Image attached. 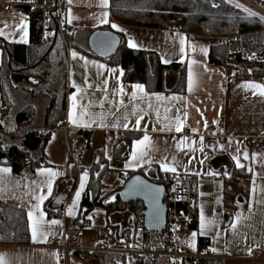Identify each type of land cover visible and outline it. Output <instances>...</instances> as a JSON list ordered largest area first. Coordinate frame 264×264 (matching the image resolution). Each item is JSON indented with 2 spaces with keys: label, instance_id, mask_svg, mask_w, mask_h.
Returning a JSON list of instances; mask_svg holds the SVG:
<instances>
[{
  "label": "crops",
  "instance_id": "0c3cea01",
  "mask_svg": "<svg viewBox=\"0 0 264 264\" xmlns=\"http://www.w3.org/2000/svg\"><path fill=\"white\" fill-rule=\"evenodd\" d=\"M24 1L0 0V30L4 33L0 35V40L6 44L30 45V42L38 41L36 34L31 35L30 16L22 9V6H28L23 4ZM99 4L100 0H72L64 24L65 34L62 36L55 24L56 29L49 31L50 40L46 39V44L51 45L53 49V35L60 34L63 38L65 46H62L61 51L65 48V66L62 74L65 72L66 84V114L64 122L51 131L45 148L48 164L38 168L30 176L15 175L10 166L0 165V168L10 169L9 173H0V196L25 207L27 215L32 205L38 203L32 199L33 194L47 193L44 182L48 179V174L44 170L59 173L53 178L51 195L47 196L40 208L32 211L33 220L37 218L39 211L43 210L47 221L55 219L60 221V224H47L46 239L42 242L34 243L30 230L29 245H3L0 247V256L4 257L7 264H99L98 262L81 263L76 257H70L64 262L52 249L46 247V243L50 237L67 231L79 235L77 246L93 248L100 243H113L131 229L130 214L114 216V226H112L103 207H97L103 208L105 213V220L101 226L96 227V220L89 219L87 226L75 223L80 216L97 152L102 151L108 160L109 168L102 175L105 184L103 191L105 202L111 204L120 199L115 190L125 185L130 173L134 171L149 167L151 173H155L153 170L155 167L163 174L188 175L195 182L197 196L195 207L198 227L193 230L197 233L196 245L200 238L206 237L226 256L224 261L211 260L210 264H264V258L249 257L254 249H259L264 254V150L254 149L248 145L252 138L264 139V95H260L259 89L246 87V85H264V83L258 79H243L227 74L220 67L211 64L209 60L211 42L192 40L187 33L169 28L156 29L121 24L112 19L111 0H108L107 8L100 7ZM105 11L109 14V22L101 23V14ZM21 17L24 18L23 23L27 25V42H24L23 33L16 27L22 23ZM112 24L118 25L123 31L113 29ZM106 27L111 29V33L121 35L127 47L129 39L137 45L135 48L128 47L129 49L150 52V62L153 66L156 56L161 59L163 65L185 66V92L174 90L149 92L143 84H140L144 86V91L141 92L133 87L139 83L125 82L121 66L107 61L109 56L106 54L110 50L97 49L92 43L93 36L101 32V28ZM182 47L183 52H181ZM73 51L78 54L76 59L71 55ZM81 56L85 60L79 59ZM99 65L104 67L101 68ZM2 66L3 56L0 52V68ZM190 73L191 89H189ZM169 76L172 78L168 81L172 88L178 72ZM121 87L123 93L120 92ZM133 91L136 92L135 97L132 95ZM73 95L77 96L76 108L71 107L70 97ZM172 97L182 99L177 100ZM102 101L103 108L100 106ZM70 110L76 123L69 120ZM81 113L87 115L81 116ZM184 113L187 115L185 116ZM138 115L143 117L139 125L135 123ZM125 116H127L126 120ZM177 119L181 121L179 132L175 130ZM44 121L45 119L43 123ZM125 123L128 125L127 128L123 127ZM166 125H171V130H167ZM43 127L44 125L36 130H42ZM162 127L165 130L161 131ZM193 129L196 131L194 132ZM78 132L88 133L89 148H86V137ZM128 133L141 134L134 142L141 140L145 135L150 137L149 150L152 163L145 162L135 167H125L126 164L132 163L134 142L128 158L114 157V146L118 137ZM143 147L137 146V151ZM245 151L248 153V159L244 158ZM253 154H257L255 158ZM173 156L176 158L174 164L176 172L163 171L160 162L171 161ZM234 156L238 157L243 167H237ZM163 157H167L168 160L164 161ZM70 160H74L81 169L76 188L64 206L62 217H49L45 203L52 196L57 180L64 176ZM85 172H87L85 187L75 207L74 215L69 216L68 209L73 204L75 193L80 188L81 177ZM237 191L239 193L236 194L235 201L226 205L225 196ZM249 209H251V219L243 221L238 226L237 234L234 235L230 228L231 223L238 213H242L245 217L249 216ZM201 211L207 220L215 222L204 235H200ZM92 212L89 216H92L91 214L94 213ZM28 222L30 229L29 217ZM165 259L167 261L164 264H169V259ZM120 261L121 258H115L107 264H119Z\"/></svg>",
  "mask_w": 264,
  "mask_h": 264
},
{
  "label": "trees",
  "instance_id": "16d2710c",
  "mask_svg": "<svg viewBox=\"0 0 264 264\" xmlns=\"http://www.w3.org/2000/svg\"><path fill=\"white\" fill-rule=\"evenodd\" d=\"M218 2L215 7L214 3ZM30 16L31 35L38 38L37 42H30V45L24 44H6L0 40V52L3 56V66L0 68V95L5 94L4 70L12 69V66L20 67L17 73L12 75V80L17 84H31L33 78L45 82L46 87L40 88L43 93L49 97L50 103L46 111L44 127L42 130H30L21 133V140L18 144L7 145L3 139H0V165L10 166L13 173L19 176H30L35 171L46 166L47 159L45 154L46 145L50 139L51 131L63 123L66 114V84L64 82L65 72L56 76L52 87L49 89L47 80L33 71L41 68L50 56V50H61L64 45L60 34L53 35L52 43L47 48L45 56L42 55L41 61L31 66L40 50H45L46 40L42 39L43 11L33 9L31 6H22ZM112 19L124 25L140 26L156 29H167L187 33L192 40H202L211 42L209 54L210 63L220 67L225 63L226 47L212 41L214 35L218 37L227 35L241 34L244 37L245 46L250 49L258 48L261 51V58L257 62L246 61L242 67V72L237 77L243 79H258L264 83V23L258 19L248 17L239 9L218 0H111ZM55 30L53 19L49 21L48 31ZM100 31H111L109 27L101 28ZM194 33V35L192 34ZM118 45L113 54L107 61L118 64L123 70L125 82L143 84L149 92H185L186 86V68L179 65H163L161 59L156 56L155 65L150 62L151 53L148 51H139L129 49L121 35L115 34ZM216 36V37H217ZM217 37V38H218ZM50 40V36L47 37ZM65 53V48L62 49ZM53 52V51H52ZM62 69L65 66V54L61 61ZM31 63V64H30ZM5 68V69H4ZM25 71V72H23ZM178 72L177 80L172 88L169 86V74ZM63 73V72H62ZM49 82V81H48ZM61 85L62 95H58L57 86ZM4 102V100H3ZM3 105V103H2ZM31 107H26L18 114L16 122L24 130L29 127L33 119ZM29 110V112H28ZM0 131L5 128L6 113L0 109ZM60 124V125H57ZM86 137V148H89V136L87 132H78ZM140 133H128L125 136L118 137L114 146V157L126 159L129 157L132 144L135 139L140 137ZM108 160L104 153L97 152V159L91 170V180L82 201L80 216L75 221L76 224L87 226V217L97 207H103L108 215V222L114 226V216H124L135 214L138 208L145 221V206L143 202L126 203L117 199L115 203H107L103 197L105 184L102 181V175L108 171ZM79 167L74 160H70L63 177L59 178L55 184L52 196L45 203V210L49 217L61 218L64 206L70 200L77 182ZM102 170L99 177L96 174ZM155 173H151L149 167L130 173L129 178L135 175H142L148 180L154 182L155 177L170 173H161L157 168H153ZM155 176V177H154ZM128 178V179H129ZM124 186V185H123ZM123 186L116 192L121 191ZM235 187L237 184L234 185ZM237 192L229 193L225 196V204L229 205L237 198ZM240 199V196H239ZM240 202V201H239ZM192 230L198 227V214L196 207L191 210ZM133 218L129 223L132 226ZM129 224V225H130ZM121 226V225H120ZM130 226V227H131ZM147 226V225H145ZM150 229V228H149ZM125 231V230H123ZM120 233V231L118 230ZM125 234V232H124ZM123 234V235H124ZM0 244L8 245H29L30 229L26 208L14 203L7 198L0 196ZM115 257L108 254H98L94 262L107 264L114 261ZM125 261V259H124ZM209 259H202L199 264H210ZM132 264H161V259L157 257L144 258L137 261H128ZM126 262V264L128 263Z\"/></svg>",
  "mask_w": 264,
  "mask_h": 264
},
{
  "label": "built area",
  "instance_id": "2783aa9c",
  "mask_svg": "<svg viewBox=\"0 0 264 264\" xmlns=\"http://www.w3.org/2000/svg\"><path fill=\"white\" fill-rule=\"evenodd\" d=\"M206 1V0H201ZM239 9L245 15L258 19L264 23V0H218ZM23 4L33 9L43 11L42 39L45 41L50 36L48 31L49 21L54 20L58 32L63 36L67 12L70 8L68 0H25ZM218 6V2L214 3ZM249 12L254 16H249ZM173 29L172 27H168ZM219 45L226 47L225 63L221 70L230 75H238L246 61L257 62L261 58V51L245 46L244 37L241 34L223 36L217 39ZM252 57V58H250ZM60 125V124H57ZM248 145L251 148L264 150L263 138H252ZM155 183L164 190V204L167 208L166 222L161 230L151 231L146 225L138 208L132 215L130 234L118 238L113 243H100L93 248L77 246L78 234L64 231L61 235H54L47 240L46 247L52 249L58 258L64 262L70 257H76L81 263H93L98 254H110L115 258H121L119 264L126 261H137L149 257H157L162 260L169 259V264H199V260L224 261L226 256L218 251L208 238H200L197 250L189 252L188 247L181 243L180 238L186 237L192 232L191 210L196 206L197 196L194 180L185 174L170 173L158 176ZM63 214V211H62ZM3 246L0 244V247ZM216 249V251H212ZM252 259H263L264 254L259 249L250 252ZM125 259V261H124Z\"/></svg>",
  "mask_w": 264,
  "mask_h": 264
},
{
  "label": "snow or ice",
  "instance_id": "6c2138e0",
  "mask_svg": "<svg viewBox=\"0 0 264 264\" xmlns=\"http://www.w3.org/2000/svg\"><path fill=\"white\" fill-rule=\"evenodd\" d=\"M69 4L72 3V0H68ZM100 7H104V8H107L108 7V0H100V4L98 5ZM108 12L105 11L101 14V20L100 22L101 23H108ZM255 14L254 13H251L249 12V16H254ZM23 20L24 18L21 17V21L22 23L20 25H16L17 28H19V30L23 33V38H24V42H27L26 40V37H27V25L25 23H23ZM69 23H71V19H69ZM7 26V25H5ZM111 27L113 29H116L117 31H123V29H120L118 27V25L116 24H112ZM0 35H4L3 31L0 30ZM106 35V34H105ZM182 43H183V40H182ZM128 47L130 48H135L137 47V45L131 40L129 39L128 41ZM184 49L183 47L181 48V52H183ZM73 59H76L78 54L73 51L71 53ZM252 58V57H250ZM79 59L81 60H85L84 57H79ZM85 63H87V61H85ZM99 67L103 68L104 65H99ZM112 71H115V70H112ZM122 74V73H121ZM105 83H107V81H105ZM191 85H192V80H191V73H190V77H189V89H191ZM73 87H75V84H73ZM134 89H138L139 91L143 92L144 91V86L143 85H140V84H136L133 86ZM246 87H252L254 89H259L260 90V95H264V85H259V84H251V85H246ZM120 92L123 93V88L121 87L120 88ZM133 97L136 96V92L133 91L132 93ZM159 99V97H158ZM172 99H182L180 97H172ZM70 100H71V107L72 108H76L77 106V96L73 95L70 97ZM122 103V101H121ZM101 108H103V101L101 102L100 104ZM143 111V110H141ZM84 115H87L86 113H81V116H84ZM184 115L186 116L187 113H184ZM143 117L142 116H139L138 115V118L136 119L135 123L137 125L140 124V120L142 119ZM124 119L126 120L127 119V116L124 117ZM69 120L72 121L73 123H76V121L73 119V113L72 111L70 110L69 111ZM181 123V121H179V119H177V126L175 128V130L177 132L181 131V127L179 126ZM85 126H89L88 124H85ZM103 126V125H102ZM113 126H118V125H113ZM206 126V125H205ZM123 127L124 128H127L128 125L125 123L123 124ZM167 128V130H171V125H166L165 126ZM161 131L162 130H165L164 127H162L160 129ZM193 131L195 132L196 129H193ZM186 139V138H185ZM201 141H202V138H201ZM151 144V140H150V137L148 135H145L141 140H138L136 142H134V145H133V152L131 154V160H132V163H129V164H126L125 167H135L137 166L138 164H141V163H152V159H151V156H150V150H149V145ZM137 146H144L140 151H137ZM223 147V146H221ZM203 150V146L201 145V151ZM237 151H239V149H237ZM244 155V158L245 159H248V153L245 151L243 153ZM257 154H253V158H255ZM147 157V159H145ZM164 161H167L168 158L167 157H163L162 158ZM234 160H236L237 162V167H243V165L240 163L238 157L234 156L233 157ZM159 162V161H158ZM176 163V158L175 156L172 157L171 161H168V162H160V167L163 171L165 172H176V167L174 166V164ZM10 169L7 168V167H4V168H0V173H9ZM47 172L48 174V179L44 182L46 183V186H47V193L46 194H39V195H36V194H33L32 196V199L36 200L38 203L35 204V205H32V209H38L40 208V205L43 204L44 200L47 199V196L51 195L52 193V185H53V178L57 175H59V173H56V172H53L51 170H44ZM86 177H87V172H85L82 177H81V183H80V188L79 190H77V192L75 193V198L73 200V204L72 206L69 207L68 209V215L69 216H73L74 215V210H75V207L81 197V192L83 191L84 187H85V180H86ZM35 183V182H33ZM134 185L135 186H141L143 185V182L139 180V178H137L135 181H134ZM134 185H130L129 187L132 188ZM144 188H147L148 186L146 185H143ZM157 193L160 191V189H156L155 190ZM253 191H255V188H253ZM112 199H115V197H112ZM32 209L29 210L28 212V217H29V221H30V230H31V237H32V241L34 243L36 242H42L44 239H46V232H47V229H46V225L47 224H50V225H59L60 224V221L58 220H51V221H47L45 219L46 217V213L43 211V210H40L39 211V214L37 216V218L35 220H33V211ZM249 212H250V215L245 217L242 213H238L237 216H236V219L231 223L230 225V228L233 232V234H237L238 232V226L245 220H249L251 219V209H249ZM87 219L89 220H92L93 217L92 216H88ZM215 222L213 220H207L203 214V211H201V217H200V235H204L206 234V232L208 231V229L214 224ZM247 226V225H246ZM217 235H219V233H217ZM197 236V233L196 232H193L192 233V240L190 241L189 243V246L190 247H193V250L194 249V245H195V238ZM212 251H216V249H212ZM250 251V250H249ZM0 264H7V262L5 261L4 257L3 256H0Z\"/></svg>",
  "mask_w": 264,
  "mask_h": 264
},
{
  "label": "rangeland",
  "instance_id": "374dc122",
  "mask_svg": "<svg viewBox=\"0 0 264 264\" xmlns=\"http://www.w3.org/2000/svg\"><path fill=\"white\" fill-rule=\"evenodd\" d=\"M192 34L194 35V33ZM216 36L217 35H214L212 41L217 43V39L220 37L217 36V38ZM48 47L49 46L47 45L44 51H39V54L36 55L35 59H32V64L30 63V67L34 66L35 64L41 61V57L42 55L45 56ZM50 53L51 54L50 56H48L46 62L41 65L42 67L37 69L36 71H33L37 74H40L47 80V85H49V89H51V83L54 82L55 77L62 75L61 61L64 58V52H62L61 50H54ZM19 69L20 67L12 66L11 70H8L6 68L3 72L5 94L1 96L2 98L0 97V109L5 111L6 117L5 128L0 131V139L2 138L4 143L7 145L18 144L21 140V133L25 131L28 132L32 129L36 130L38 128H41L43 125V120L46 117L47 108L49 107L50 103L49 97H47L43 93V90L40 89L46 87L45 82H42V80H37V78H33L31 84H17L16 82H14V80H12V75L17 73ZM56 89L58 90V95L61 97L63 92V89H61V85L57 86ZM26 107L32 108L31 111L33 113V119L29 127L23 130L21 128L22 126L18 125V123L16 122V118L18 114L21 113ZM93 212V214H91L93 217L92 221L96 220V227L101 226L103 220H105V213L103 208H96ZM180 240L183 245L188 247L189 252L193 253L197 250L196 238L194 245L195 250H193V247L189 246V243L192 240V234L187 237H181ZM165 261L167 260L163 259L162 263L164 264Z\"/></svg>",
  "mask_w": 264,
  "mask_h": 264
},
{
  "label": "water",
  "instance_id": "95a60500",
  "mask_svg": "<svg viewBox=\"0 0 264 264\" xmlns=\"http://www.w3.org/2000/svg\"><path fill=\"white\" fill-rule=\"evenodd\" d=\"M92 43L97 49H104L105 51L110 50L106 54L110 56L114 53L118 45V40L115 34L109 31H101L93 36ZM101 173L102 170L96 174V177H99ZM137 178L143 182V185L148 187L144 188L143 185L135 186L134 181ZM130 185L134 186L130 188ZM156 189H160V191L157 193L155 191ZM118 197L126 203L143 202L146 209L145 223L151 230H161L164 227L167 208L164 204V190L160 185L148 180L142 175H135L127 180L121 191L118 192Z\"/></svg>",
  "mask_w": 264,
  "mask_h": 264
},
{
  "label": "bare ground",
  "instance_id": "6f19581e",
  "mask_svg": "<svg viewBox=\"0 0 264 264\" xmlns=\"http://www.w3.org/2000/svg\"><path fill=\"white\" fill-rule=\"evenodd\" d=\"M48 27H49V26H48ZM0 114H1V113H0ZM150 230H151V229H150ZM151 231H156V230H151ZM192 232H193V230H192ZM192 232H191L189 235H187V236H190V235L192 234ZM127 234L129 235V234H130V231L127 232ZM187 236H186V237H187ZM78 237H79V235H78ZM198 241H199V240H198ZM191 253H192V252H191ZM193 253H194V252H193ZM200 261H201V260H199V263H200ZM126 262H128V261H126Z\"/></svg>",
  "mask_w": 264,
  "mask_h": 264
},
{
  "label": "flooded vegetation",
  "instance_id": "af4514ba",
  "mask_svg": "<svg viewBox=\"0 0 264 264\" xmlns=\"http://www.w3.org/2000/svg\"><path fill=\"white\" fill-rule=\"evenodd\" d=\"M105 243H107V242H105ZM109 255V254H108Z\"/></svg>",
  "mask_w": 264,
  "mask_h": 264
}]
</instances>
